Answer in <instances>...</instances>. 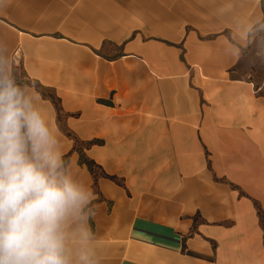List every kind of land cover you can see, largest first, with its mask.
Returning <instances> with one entry per match:
<instances>
[{
	"label": "crops",
	"instance_id": "obj_1",
	"mask_svg": "<svg viewBox=\"0 0 264 264\" xmlns=\"http://www.w3.org/2000/svg\"><path fill=\"white\" fill-rule=\"evenodd\" d=\"M256 10L254 0L0 10L20 77L58 100L59 114L43 97L90 174L104 264H264V70L252 46L231 63L219 50Z\"/></svg>",
	"mask_w": 264,
	"mask_h": 264
},
{
	"label": "clouds",
	"instance_id": "obj_2",
	"mask_svg": "<svg viewBox=\"0 0 264 264\" xmlns=\"http://www.w3.org/2000/svg\"><path fill=\"white\" fill-rule=\"evenodd\" d=\"M10 0H0V10ZM246 16L219 50L237 61L250 46L264 60V7ZM227 9H218L223 16ZM47 109L35 80L20 77L0 40V264H104L92 227L101 205L90 174Z\"/></svg>",
	"mask_w": 264,
	"mask_h": 264
},
{
	"label": "trees",
	"instance_id": "obj_3",
	"mask_svg": "<svg viewBox=\"0 0 264 264\" xmlns=\"http://www.w3.org/2000/svg\"><path fill=\"white\" fill-rule=\"evenodd\" d=\"M38 89H39V88H38ZM39 90H40V89H39ZM40 92H41V94H42L43 97H45V98L48 97V98L52 101V103L54 104V106H55V108H56V110H57V113L59 114V112H60V108H59V105H58V100L55 99L53 96H48V95H46L42 90H40ZM68 135H69V134H68ZM81 161H82L83 163H85V164L88 166L89 170H90L92 173H94V167H95L94 163H92L91 161H87V160L84 159V158H82ZM111 179L114 180L113 177H111ZM258 213H259V215H260V219H262V214L260 213V211H258Z\"/></svg>",
	"mask_w": 264,
	"mask_h": 264
},
{
	"label": "rangeland",
	"instance_id": "obj_4",
	"mask_svg": "<svg viewBox=\"0 0 264 264\" xmlns=\"http://www.w3.org/2000/svg\"><path fill=\"white\" fill-rule=\"evenodd\" d=\"M254 64L258 65L259 69H263L264 70V60H261L259 57H257L255 55L254 60H253ZM254 71H256V69H258L256 66L252 68ZM260 76H263L264 73L259 74Z\"/></svg>",
	"mask_w": 264,
	"mask_h": 264
}]
</instances>
